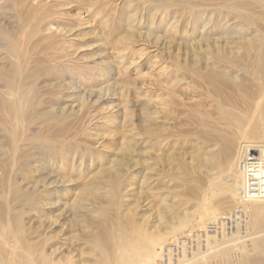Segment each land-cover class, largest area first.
Segmentation results:
<instances>
[{"label":"bare ground","instance_id":"obj_1","mask_svg":"<svg viewBox=\"0 0 264 264\" xmlns=\"http://www.w3.org/2000/svg\"><path fill=\"white\" fill-rule=\"evenodd\" d=\"M65 2L0 0V122L6 134V140L2 139L4 154L12 169L31 170L36 161L60 168L66 165L63 155L72 165L89 158L95 161L90 146L77 141L81 130L76 125L88 116L85 105H77L76 109L58 95L64 90L82 91L100 84L99 90L91 92L99 98L106 95L111 86L104 85L105 70L111 68L112 61L104 60L102 54L101 61L92 66L75 62L69 47H74L80 30L70 38L53 29ZM93 2L104 28L110 27L108 34L119 37L115 42L121 45L116 48L122 53L117 58L134 69L149 49L146 43L138 44V38L145 34L144 22L151 23L148 34L167 26L165 32L170 38L200 29L204 35L217 28L226 32V41L215 38L214 43L205 46L215 53L212 66L208 64L204 71L191 69L206 86L208 99L198 104L201 108L207 106L204 112L194 110L199 113L196 124L203 142L213 147L204 153L212 161L188 167L190 181H183L196 208L181 216L172 202L168 211L159 214L156 224L139 213L143 206L138 201L128 205L130 196L124 194L128 184H124L123 176L110 172V188L105 190L108 206L99 209L102 212L96 211L99 219L89 220L87 211L84 215L87 204L83 200L95 193L83 191V203L72 205L73 226L77 228L71 242L78 247L72 245L67 255H59L45 249L48 238L31 237L27 226L28 208L42 203L37 196L45 189L37 185L33 190L12 186L11 197L5 198L7 205L0 203V264H264V0H124L122 5L117 0ZM205 47L195 46L190 51L198 58ZM153 57V63H158L157 54ZM129 66L126 68H132ZM67 73L77 74L80 85L66 81L62 75ZM181 75L177 77L179 83ZM123 85L127 92L132 89L130 81ZM149 109V115L161 116L158 108ZM111 113L98 121L111 125L115 117ZM167 114L169 120L173 111ZM216 114H221V120ZM32 125L40 128L35 135L28 133ZM156 138V146L162 150L164 135ZM204 168L219 176H202ZM17 201L22 208L13 204Z\"/></svg>","mask_w":264,"mask_h":264},{"label":"rangeland","instance_id":"obj_2","mask_svg":"<svg viewBox=\"0 0 264 264\" xmlns=\"http://www.w3.org/2000/svg\"><path fill=\"white\" fill-rule=\"evenodd\" d=\"M117 1L122 5L123 2H120L124 0ZM60 8L63 14L56 16L57 20L53 26L54 31L61 33L62 37L68 36L70 38L75 37L78 30L81 32V35L74 41V47H69L75 62L80 65L83 64L84 67L92 66L95 62L101 61L102 54H104V60L110 59L109 61H112L111 68L103 69L106 74L104 85L111 86V90L105 92L106 95L103 94L99 98L96 92H91L92 90H99L98 88L102 84L100 86L86 84L89 85L87 90L81 91V89L72 88L67 91L64 90L66 92L63 91L58 95L62 101H66L67 105L73 104L75 107L85 105V116H88L84 118L83 123L80 124L81 126L76 125L81 130L77 141L83 146H90V150L95 153V161L91 162L89 158L84 159V161L81 160L83 163L77 162L72 165L69 159L63 155L66 165H62L60 168L52 167L46 161L42 164L36 161L33 163L34 168L31 170H21L18 167L12 169L8 158L4 154L5 141L3 140H6L4 137L6 134L2 130L4 124L0 122V203L4 206L7 205L6 199L11 197L9 193L12 186L18 185L27 190H33L37 185L39 189L41 188L40 190L45 189L37 196L42 203L29 207L30 209L28 208V215L26 216H29L27 226L30 227V236L48 238L45 249L49 253L56 252L59 255H67L72 245L74 249L78 247L71 242L74 240V238L71 240V237L74 236L77 228L73 226L74 216L72 212L74 209L72 205L86 203L88 210L84 206V215L87 211L86 214L89 220L99 219L100 213L98 214L96 211L102 212L108 206V196L105 190L110 188L111 183H109L107 177L110 172L119 175V177L123 176L124 184H128L127 190L124 189L126 192L124 194L130 196L129 202H127L128 205L130 206L138 201L140 206H143L142 209L139 206V213L149 216V221H156L155 223L158 224L159 214L168 211L169 204L172 202L176 205L181 216L186 211L192 212L195 210L194 200L189 197L187 185L184 184L186 180L190 181L191 176L187 168H192L200 161H212L208 156H204V153L213 147L203 142L202 131L196 124L199 113L194 110L198 108L201 112H204L207 106L201 108L198 104L203 103L202 101L206 102L208 99L206 86L191 69L199 67L201 70L204 68V71L208 68V64L212 66L216 57L215 53L210 49H206L205 46L208 43H214L215 38H218L221 42L226 41V38H224L226 32L222 28H217V31L212 30L209 34L204 35L201 34L200 29L191 31L189 34H177V38H170L167 37L165 32L167 26H161V28L152 32L149 31L148 34L146 31L149 30L148 27L150 28L151 23L144 22L142 31L145 34H142L141 39L138 38V44L146 43L149 49L141 58V64L136 67L137 69H134L132 66L125 65L120 58H117L122 53L121 50L116 48L121 45L115 42L119 37L108 34L110 27L108 29L107 27L104 28L100 14L94 12L96 5L93 0H66ZM97 25L100 27L98 28ZM61 28L65 29L60 32ZM99 29H101V32L104 30V34ZM247 31L250 34V31ZM169 40L173 41L172 44L166 43ZM66 44L70 46V44ZM199 45H203L205 48L200 49L198 58H195L193 50L190 51V49ZM156 49L158 51L155 52ZM155 54L158 56V63L154 64L155 57L153 56ZM137 56L135 55V57ZM139 57L140 55L137 58ZM126 66L132 68L127 69ZM164 66H167V69H164ZM180 74H182L181 83L177 82V77L181 78ZM62 77H66L68 82L80 85V78L77 74L70 75L67 73ZM126 81L132 82V89L128 92L123 85ZM156 101L160 104L158 105ZM78 106L76 109L79 108ZM125 106L130 108L127 114H125ZM149 106L151 110L158 108L157 110L161 111V116L157 117L154 113L149 115ZM214 108L211 107V109ZM170 111H173V114L169 115V120H166L168 117L167 112L170 113ZM110 113H114L115 116L111 125L105 124L106 121L102 119L98 121L100 117ZM174 116L175 118H173ZM215 116L221 120V114ZM39 130V127L32 125L28 133L35 135ZM162 130L165 131L162 133ZM160 134L164 135L165 140L162 150L156 146V137ZM179 134H182V136L177 137L176 135ZM212 171V169L204 168L201 175L210 178L219 176L218 172L211 175L214 173ZM198 174L200 175L199 172ZM96 188H100L98 189L100 192H95ZM88 190L93 191L95 196L87 195L88 200L84 199L82 202L83 191L89 194ZM17 202L13 204L17 208H22L23 204ZM39 215L42 216L39 217ZM48 226L50 227L48 228ZM56 245L58 246L56 247ZM4 253L2 254L4 255ZM8 255L10 256V252H8L7 257Z\"/></svg>","mask_w":264,"mask_h":264}]
</instances>
